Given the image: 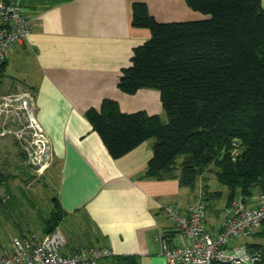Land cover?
<instances>
[{
	"label": "crops",
	"instance_id": "crops-1",
	"mask_svg": "<svg viewBox=\"0 0 264 264\" xmlns=\"http://www.w3.org/2000/svg\"><path fill=\"white\" fill-rule=\"evenodd\" d=\"M15 1L29 15L32 27L25 41L11 49L0 69V82L6 78L34 98L33 115L59 166L62 207L67 215H82L95 229L99 245H107L114 255L135 256L140 264H172L163 245L181 243L183 238L162 207L171 202L185 208L201 192L188 200L187 187L178 178L145 174L153 138L113 157L86 111L113 98L124 112L144 110L167 121L158 89L140 88L130 94L118 86L134 48L151 36L149 28L132 24L133 3L146 2L161 22L209 15L192 9L186 0ZM260 191L256 188L251 195ZM228 199L229 195L206 217L209 230L220 225ZM207 203L211 208L208 199ZM234 242L264 247V222L251 236Z\"/></svg>",
	"mask_w": 264,
	"mask_h": 264
},
{
	"label": "trees",
	"instance_id": "trees-1",
	"mask_svg": "<svg viewBox=\"0 0 264 264\" xmlns=\"http://www.w3.org/2000/svg\"><path fill=\"white\" fill-rule=\"evenodd\" d=\"M186 2L209 16L161 22L146 2L133 3L132 24L149 28L151 36L134 48L118 81L130 94L158 89L167 121L144 110L124 112L113 98H104L86 116L115 158L153 138L147 176L178 178L182 186L195 187L213 164L218 181L230 189L228 200L237 192L264 191L262 1ZM2 177L0 170V182ZM55 206L48 232L66 214L59 197ZM97 264L140 263L135 256L113 254ZM255 264H264V254Z\"/></svg>",
	"mask_w": 264,
	"mask_h": 264
},
{
	"label": "built area",
	"instance_id": "built-area-1",
	"mask_svg": "<svg viewBox=\"0 0 264 264\" xmlns=\"http://www.w3.org/2000/svg\"><path fill=\"white\" fill-rule=\"evenodd\" d=\"M31 27V19L18 1L0 0V66L13 46L25 41ZM32 99L35 107L33 96ZM33 114L34 108L32 119L36 121ZM38 127L44 147L52 153L39 123ZM207 209V200L202 196L185 208L171 202L163 205L173 230L183 238L181 243H164L163 253L170 263L255 264L263 256L262 247L234 241L251 236L264 222V191L228 200L215 231L206 225ZM111 255L112 249L105 244L67 251L65 235L56 227L39 237H13L11 249L0 252V264H97L102 257Z\"/></svg>",
	"mask_w": 264,
	"mask_h": 264
},
{
	"label": "rangeland",
	"instance_id": "rangeland-1",
	"mask_svg": "<svg viewBox=\"0 0 264 264\" xmlns=\"http://www.w3.org/2000/svg\"><path fill=\"white\" fill-rule=\"evenodd\" d=\"M32 104L31 93L14 88L11 82L2 78L0 170L4 180L0 182V252L11 249L15 236L39 237L46 234L56 208L59 166L53 153L43 145L38 123L32 119ZM215 168L210 165L198 177L195 187L185 186L188 200L201 192L200 196L211 202L207 217L212 208L220 207L230 193V189L218 181ZM207 192L219 195H206ZM55 225L65 235L68 251L99 245L95 229L79 213H66ZM262 249L264 252V247Z\"/></svg>",
	"mask_w": 264,
	"mask_h": 264
}]
</instances>
